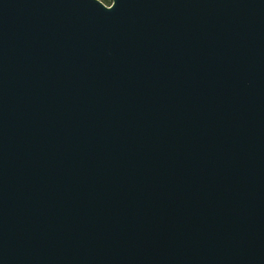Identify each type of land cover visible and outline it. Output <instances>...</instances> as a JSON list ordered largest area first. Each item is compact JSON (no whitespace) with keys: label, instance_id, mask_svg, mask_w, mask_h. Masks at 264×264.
<instances>
[{"label":"water","instance_id":"1","mask_svg":"<svg viewBox=\"0 0 264 264\" xmlns=\"http://www.w3.org/2000/svg\"><path fill=\"white\" fill-rule=\"evenodd\" d=\"M0 264H264V0H0Z\"/></svg>","mask_w":264,"mask_h":264},{"label":"rangeland","instance_id":"2","mask_svg":"<svg viewBox=\"0 0 264 264\" xmlns=\"http://www.w3.org/2000/svg\"><path fill=\"white\" fill-rule=\"evenodd\" d=\"M103 3H105L106 5H109L111 3L112 0H101Z\"/></svg>","mask_w":264,"mask_h":264}]
</instances>
